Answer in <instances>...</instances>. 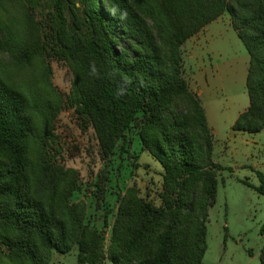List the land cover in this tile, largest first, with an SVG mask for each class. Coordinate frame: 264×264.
<instances>
[{"label":"trees","instance_id":"obj_1","mask_svg":"<svg viewBox=\"0 0 264 264\" xmlns=\"http://www.w3.org/2000/svg\"><path fill=\"white\" fill-rule=\"evenodd\" d=\"M45 21L25 0H0V264H48L77 249L78 264H202L216 195L213 133L183 73V43L223 14L249 62L247 108L232 129L264 127V0H51ZM47 56L71 72L69 104L100 154L141 148L162 167L156 204L131 185L119 195L109 244L86 222L74 168L51 154L63 97ZM256 191L264 196V175ZM100 187V186H99ZM100 191H103L101 188ZM106 223V219L105 222ZM264 234V222L260 227ZM264 264V244L259 252Z\"/></svg>","mask_w":264,"mask_h":264},{"label":"rangeland","instance_id":"obj_2","mask_svg":"<svg viewBox=\"0 0 264 264\" xmlns=\"http://www.w3.org/2000/svg\"><path fill=\"white\" fill-rule=\"evenodd\" d=\"M25 1L31 6L33 17L44 22L51 0ZM183 44L201 46L197 61L186 59L181 47L182 59L197 75L201 104L213 133L212 161L219 167L215 200L206 222L207 248L202 264H261L259 252L264 234L259 230L264 222V196L256 187L257 172L264 175V127L256 133L232 129L235 119L249 103L245 83L248 53L227 13ZM47 60L52 84L63 97L50 151L56 162L77 171L78 188L72 200L86 202V222L104 232V248H107L119 195L136 185L141 197L157 204L162 167L141 148L138 127L128 132L125 151L118 144L111 156L103 158L93 128L69 104L70 70L61 60L51 56ZM48 264H78L77 249L74 247L67 253L53 251ZM101 264L112 263L106 259Z\"/></svg>","mask_w":264,"mask_h":264},{"label":"crops","instance_id":"obj_3","mask_svg":"<svg viewBox=\"0 0 264 264\" xmlns=\"http://www.w3.org/2000/svg\"><path fill=\"white\" fill-rule=\"evenodd\" d=\"M199 45L200 44H183L182 45V49L185 50V54H186L185 58L190 60V61H197L199 59L200 55H201V52L199 50L201 46H199ZM185 58L182 59L183 60V64L182 65H183L184 75L186 76V79L188 81V85H189L190 89L199 98H201L202 92H201V89L198 86L197 75L192 70V66L191 65L190 66L188 65L189 68H188V66L186 67ZM206 121H207V118H206Z\"/></svg>","mask_w":264,"mask_h":264}]
</instances>
